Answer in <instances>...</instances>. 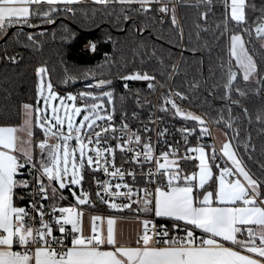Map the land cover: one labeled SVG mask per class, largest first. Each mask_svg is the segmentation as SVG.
Instances as JSON below:
<instances>
[{"label": "snow or ice", "instance_id": "snow-or-ice-1", "mask_svg": "<svg viewBox=\"0 0 264 264\" xmlns=\"http://www.w3.org/2000/svg\"><path fill=\"white\" fill-rule=\"evenodd\" d=\"M219 2L224 9L226 31L228 19L241 25L246 21V9L255 11L256 7L255 4H249L248 0ZM79 3L80 0H0V33H6L7 29L17 25L36 27V24L31 23L33 20L55 24L60 18V23L63 24L64 19L77 15L74 5ZM93 3L119 4L121 10L116 17L117 27L121 20L138 24L135 16L128 14V10L133 13H148L154 4H160L156 10L163 13L169 11L168 5L162 4L161 0H93ZM207 3L212 4V0H207ZM134 5H139V8L133 7ZM207 16L208 12L201 13L205 23ZM171 23L179 29L174 6ZM137 30L143 31L139 26ZM179 31L182 36V29ZM255 31L264 40V23L256 27ZM27 39L32 40L33 33H27ZM111 39V36H107L105 42ZM96 48V42L88 41V51L95 52ZM229 56L235 59L236 65L243 71L245 81L257 71V65L248 54L241 35L230 36ZM4 58L16 62V56ZM172 67L175 68V65ZM46 72L44 67L37 69L40 77L36 86L37 104L35 108L31 104L24 105V124L19 128L0 126V264H264V179L253 177L230 140H226L221 148L223 156L220 159L224 166L217 162L214 145L188 148L177 159H191L193 162L198 159V171L190 174L183 172L177 160H169L170 155L176 156L179 151L172 145H168L170 151L160 153L163 163L153 155L150 143L142 145L143 160L141 152L128 148L129 152L135 151L132 160L138 164L155 161V170L150 168L147 173L141 170L140 179L144 187H133L138 185L133 172L128 173L132 185L116 184V191H111L113 185L107 181H95L98 189L105 194L110 193L111 199L106 200L101 191L95 193L96 198L115 210L131 208L134 202L142 206L138 211L157 218H169L171 226L161 224L157 228L153 221L143 220V233L135 241L137 246L126 247L117 239L115 217L106 218L105 234L97 223L104 218L94 215L90 217V234H85L84 212L79 208L91 203L89 193L83 189L85 169L86 166L92 172L101 169V149L91 148L90 145H98L102 139L106 142L108 133L116 131L113 123L116 111L112 104L113 91L79 93L81 99L95 101L80 106L75 103L77 97L68 93L67 100L72 101L68 104L65 103V96L53 90L51 81L45 80ZM236 78L237 73L229 66L223 85L224 98L229 103H233L231 93ZM121 79L154 81L155 76L146 71H137L122 76ZM110 84L111 81L100 80L93 87L100 89ZM124 87L128 89L127 83ZM148 87L151 89L154 85L149 83ZM235 91L244 95L239 89ZM170 95L178 96L181 100L187 99L180 92ZM41 99L43 107L40 106ZM54 101L59 103H53ZM165 103H170L171 109L162 110H174V116L190 119L201 125L205 123L201 116L185 111L174 99L165 98ZM33 112L35 123L43 130L44 137L35 142V145ZM101 112L105 115H100ZM98 120L107 121V127L98 124ZM227 126L232 125L229 123ZM97 128L100 130L97 131ZM127 128L128 125L122 121L120 130L128 136L125 145L133 141V138L134 144L140 145L139 134H129L125 131ZM18 131H25L26 139L18 137ZM145 131L151 129L146 127ZM192 131L195 129L183 130L185 143L187 135ZM101 132L105 136H101ZM206 132L207 128H200L202 135ZM73 141L74 146L70 143ZM116 147L124 151L120 144ZM206 147L211 148V155L206 152ZM103 152L113 158L110 161L105 157L103 172L109 174L108 165H111L115 170L110 175L123 179L124 172L116 168L113 162L115 149L107 147ZM191 152L198 156L189 157L187 153ZM228 162L231 166H228ZM214 168L216 172L213 171ZM92 178L95 180L94 176ZM122 187L126 189L125 192L119 191ZM65 189L70 190L76 205L58 206L55 203L66 199L63 196ZM133 196L136 197L135 201L132 200ZM116 199H126L129 202L116 203ZM25 200L28 202L27 207L19 206ZM48 201L53 203H46ZM46 215L48 219L45 218ZM197 230L200 231L199 236L196 235ZM57 232L59 235L55 234ZM169 233L173 235L170 236ZM154 243L162 246H153Z\"/></svg>", "mask_w": 264, "mask_h": 264}, {"label": "trees", "instance_id": "trees-1", "mask_svg": "<svg viewBox=\"0 0 264 264\" xmlns=\"http://www.w3.org/2000/svg\"><path fill=\"white\" fill-rule=\"evenodd\" d=\"M248 3L255 4V11L246 9V21L241 25L228 19L226 31L224 9L219 0H212V4L206 0H179L178 24L182 36L171 23L172 10L165 23L157 19L155 5L148 13L128 10L138 24L121 20L117 27L116 17L120 15L121 6L93 2L75 5L77 15L64 19L63 24L58 18L55 24L31 22L36 27H44L41 29L31 27L33 29L29 30L26 28L30 26L26 25L9 28L6 33H0L1 40L12 29L0 42V125H20L24 105L37 103V69L40 67L47 69L45 79L53 86L72 89L100 79L119 80L135 69L167 80L172 66L176 65L172 80L175 89L187 97L189 105L204 112L215 126L228 131L247 170L254 178L264 179V81L261 88L259 85L264 75V40L255 31L264 23V0H248ZM204 12H208L206 23L201 17ZM138 26L143 31H138ZM29 32L33 33L32 40L27 39ZM232 34L243 37L257 65L258 81H245L230 58ZM107 36L112 39L105 42ZM88 41L97 43L95 52L86 49ZM5 56H16V62H10ZM229 66L237 71L232 105L224 98L223 88ZM92 101L87 100V103ZM116 103H120L118 96ZM229 123L231 127L227 126ZM36 130L35 138L43 137V131ZM196 165L193 161L185 163L182 170L188 174Z\"/></svg>", "mask_w": 264, "mask_h": 264}, {"label": "built area", "instance_id": "built-area-1", "mask_svg": "<svg viewBox=\"0 0 264 264\" xmlns=\"http://www.w3.org/2000/svg\"><path fill=\"white\" fill-rule=\"evenodd\" d=\"M162 4H167L169 11L167 13L159 12L156 10V16L157 19L161 23H165L170 15L171 10L173 9V6L175 7V17L177 18L178 22L180 23L179 19V13H178V6H179V0H161ZM112 4V3H109ZM157 9L161 6L160 4H154ZM139 7V5H136ZM75 7V5H74ZM145 72L141 69H135L132 72L128 73L125 76L131 75L135 72ZM176 71V65L175 68L172 69L171 74L168 76L167 80H162L159 77L155 76L154 81H133V80H123V79H107L106 81H111V84L109 86L102 87L100 89H97L93 87L98 81L105 80L100 79L96 80L94 82H86L83 83L82 87H75L72 89H63L57 86L53 87V90L58 92L61 96H65L67 99V94L72 93L77 97L76 103L77 104H85L87 101L80 98L78 95L82 92L91 91L93 93L100 92V91H113L114 96V107H115V114L113 123L116 128V131L109 132L107 141L101 140L100 143L97 145L93 143L90 145L91 148L99 147L101 149V157H100V165L101 169L96 172H92L91 170L86 169L88 172L85 173V182L83 183V189L84 191H87L89 193V199L91 203L87 205L79 206V208H82L85 211H90L94 214H104V215H114V216H121V217H130V218H141L143 220H151L153 221L157 228L161 224L171 226V222L169 219L165 218H157L154 217V215L145 213L143 211H138V208H141L142 206L137 205L133 202L131 208H125L122 210H115L111 209L107 204L102 203L99 201L95 193L97 191H101V195L105 197L106 200H110V193L105 194L101 189L97 188V185L95 181H107L110 184L113 185L111 191H116L115 185L116 184H129L132 185V179L128 175L129 172H133L136 174V179L138 181V185H133V187H144L143 181L140 179V173L141 170H143L144 173H147L149 169L155 170V161H145L143 164H138L135 161L132 160V156L135 154V151L141 152V160H143V147L142 145L144 143H150L151 148L153 149V155L155 157L160 158L161 163H163V158L160 156V153L163 151H170L168 145H172L173 148H178L179 151L177 152L176 156H169V160H177V162L180 164V168L183 169V164L192 162L193 160L189 159L188 161L184 160H178V157H182L188 148H194L197 145H205V146H211L214 145L218 160L217 162L223 165V160L220 159V157L223 156L221 149L218 147L216 137L214 135V129L215 125L211 122V120L207 117V115L192 107L187 103L186 100H181L178 96H172L171 93L178 92L174 85H173V75ZM150 74V73H149ZM152 75V74H150ZM154 76V75H153ZM112 82H119V84H113ZM127 83L128 89L126 90L124 87V84ZM152 83L154 85L153 88H149L148 84ZM94 90V91H93ZM116 96L119 97L120 103H116ZM165 98L174 99L176 103L185 111L194 113L198 116H201L205 123L201 125L199 122L192 121L190 119H184L179 116H174L173 111L174 110H162V109H171L170 103H165ZM126 114V116L124 115ZM135 114V115H133ZM126 123L128 125V128L125 130L129 134L132 132H136L141 137L140 145L134 144V138L133 141H130L127 145H125V141L128 140V136L124 135L120 130L121 122ZM98 124H100L102 127H107L108 122L107 121H98ZM151 129V131L146 132L145 128ZM204 127L208 129V132L204 133L203 135L200 133V128ZM184 129H195V131H192L191 134L187 135V143H185V133L183 132ZM100 129L97 128V131ZM166 130V131H164ZM161 132H163V135H161ZM101 136H105V133L101 132ZM120 144L121 148L124 149V151H121L120 148H117L116 145ZM111 147L115 149L114 152V164L116 168H119L120 171L124 172L123 179L115 176H111L110 173L113 172L115 169L111 167V165H108V173L105 174L103 172V167L105 166L104 161L105 157H107L108 160L112 161V156L104 153V148ZM128 148H134L135 151L129 152L127 151ZM235 149V148H234ZM206 150L209 152V155H211V148L206 147ZM92 154V153H89ZM189 157H197V153L191 152L187 153ZM95 159V157H94ZM226 159V158H224ZM228 166H231V163L228 162ZM184 172V171H183ZM95 177V180H93L92 177ZM121 192H125L126 189L123 187L119 189ZM77 194H79V189H77ZM142 196L143 193H140ZM63 196L66 197L65 200H59L55 201V203L58 206H68V205H76V201L73 199V197L70 194L69 189H65L63 191ZM132 200L135 201L136 197L133 196ZM116 203H128L129 201L126 199H116ZM22 207H27V200L21 201ZM46 203H53L52 201H48ZM94 205V206H93ZM47 211V208H46ZM48 219V216L45 217ZM38 227V225H35ZM70 227V226H67ZM149 228H151V225H149ZM59 235V233H55ZM182 234V233H179ZM169 235H173V233H169ZM196 235H200V231L197 230ZM153 246H162V245H156L155 243Z\"/></svg>", "mask_w": 264, "mask_h": 264}, {"label": "crops", "instance_id": "crops-1", "mask_svg": "<svg viewBox=\"0 0 264 264\" xmlns=\"http://www.w3.org/2000/svg\"><path fill=\"white\" fill-rule=\"evenodd\" d=\"M83 2H93V0H80V3H83ZM231 59H233L235 61L234 58H231ZM254 78H255V75L252 76V80ZM36 104H31V105L35 106ZM25 118H26V116H25V109H24V117H23L22 123L20 125H18V126H13V127L19 128L20 126H22L24 124ZM34 120H35V112H33V121ZM0 126H11V125H0ZM38 128L39 127L35 123H33L32 131H33V142H34V145H35V134L37 132L36 129H38ZM16 135L21 138L20 131H18L16 133ZM43 138L44 137H40V139H43ZM18 143H19V141H18ZM206 152L209 154V152L207 150H206ZM197 156H198V154H197ZM195 162H196V164H198V159L195 160ZM194 171H198V168H196ZM194 171H192V172H194ZM213 171L216 172V169L214 168ZM190 173H188V174H190ZM19 206H21V203L19 204ZM95 215H98V216H101L102 218H104L102 221H98L97 223H98L101 231L104 232L105 234H106V229H107V219L106 218L108 216L115 217L116 222H115L114 228H115V233H116L117 239L120 241V243L123 244V246H126V247H135V246H137L135 241L143 233V225H142V220L143 219L138 220L136 218L121 217V216H114V215H104V214H95ZM165 219H169V218H165ZM90 227H91V224H89L87 221L84 222V232H85V234H89ZM253 227H255V226H253ZM237 250H239V249H237Z\"/></svg>", "mask_w": 264, "mask_h": 264}, {"label": "rangeland", "instance_id": "rangeland-1", "mask_svg": "<svg viewBox=\"0 0 264 264\" xmlns=\"http://www.w3.org/2000/svg\"><path fill=\"white\" fill-rule=\"evenodd\" d=\"M229 48H230V41H229ZM39 79H40V77H39ZM46 80V79H45ZM254 80H256V78L254 79ZM47 81V80H46ZM54 87V86H53ZM99 93V92H98ZM97 92H95V93H93V94H98ZM95 101H92V102H90L89 104H91V103H94ZM114 96H113V101H112V104L114 105ZM53 103H59V101H54ZM65 103H68V104H71L72 103V101L71 100H65ZM75 103H76V101H75ZM105 104L107 105L108 104V102H107V100H105ZM76 105L77 106H80V104H77L76 103ZM36 106V105H35ZM35 106L33 105V107L35 108ZM40 106L41 107H43V100L41 99L40 100ZM100 115H105V113L104 112H101L100 113ZM26 119V118H25ZM78 120H79V117L77 118V122H78ZM99 121V120H98ZM97 121V122H98ZM33 123H35V120L33 121ZM36 124V123H35ZM38 126V125H37ZM42 130V129H41ZM43 131V130H42ZM20 134H21V139H26V136H27V134H26V132L25 131H20ZM226 134V135H225ZM214 135H215V137H216V140H217V144H218V147L221 149L222 148V145H223V143L226 141V140H230V137H229V134H228V131L225 129V128H222V127H220V126H216L215 127V129H214ZM40 140V137L39 138H35V142H37V141H39ZM231 141V140H230ZM50 143H54V141H50ZM70 143H72L73 144V146H74V144H75V142L73 141V142H70ZM232 143V142H231ZM83 212H84V216H83V223L84 222H88L89 224H91V221H90V217L91 216H94L95 214H93L92 212H90V211H85V210H83ZM136 219H138V220H141V218H136ZM136 221V220H135ZM143 221V220H142ZM90 229H91V227H90ZM89 234H90V232H89Z\"/></svg>", "mask_w": 264, "mask_h": 264}, {"label": "flooded vegetation", "instance_id": "flooded-vegetation-1", "mask_svg": "<svg viewBox=\"0 0 264 264\" xmlns=\"http://www.w3.org/2000/svg\"><path fill=\"white\" fill-rule=\"evenodd\" d=\"M202 3H203V1H201V4H202ZM257 27H258V26H257ZM248 54L251 55L249 52H248ZM237 67L239 68L238 65H237ZM239 71H240V73L243 75V71H242L241 69H239ZM235 72H237V71H235ZM254 75H255L256 80H254L255 78L252 80V76H254ZM261 78H262V77H261ZM261 78H260V83H259L260 88H261L262 82L264 81V80H263V81L261 82ZM258 79H259V77H258V73H257V71H256L255 73H253V74L250 75V77H249V79H248L247 81L256 82V81H258Z\"/></svg>", "mask_w": 264, "mask_h": 264}, {"label": "water", "instance_id": "water-1", "mask_svg": "<svg viewBox=\"0 0 264 264\" xmlns=\"http://www.w3.org/2000/svg\"><path fill=\"white\" fill-rule=\"evenodd\" d=\"M206 2H207V0H206ZM17 27V26H16ZM33 28H38V29H41V28H44L43 26H39V27H33ZM33 28H31V27H27L26 29H33ZM12 31V29L6 34V36L3 38V39H1L0 40V42L1 41H3L8 35H9V33ZM264 80V75L262 76V78H261V82ZM230 105H232V104H234V102L233 103H229Z\"/></svg>", "mask_w": 264, "mask_h": 264}]
</instances>
